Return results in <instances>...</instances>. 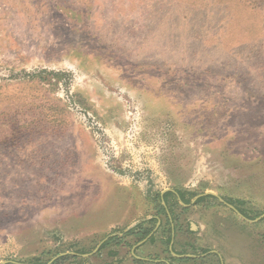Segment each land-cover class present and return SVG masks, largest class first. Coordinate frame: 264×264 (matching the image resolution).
<instances>
[{"label": "rangeland", "instance_id": "1", "mask_svg": "<svg viewBox=\"0 0 264 264\" xmlns=\"http://www.w3.org/2000/svg\"><path fill=\"white\" fill-rule=\"evenodd\" d=\"M167 189L214 194L194 251L264 264L220 201L264 214V0H0V264H110Z\"/></svg>", "mask_w": 264, "mask_h": 264}, {"label": "flooded vegetation", "instance_id": "2", "mask_svg": "<svg viewBox=\"0 0 264 264\" xmlns=\"http://www.w3.org/2000/svg\"><path fill=\"white\" fill-rule=\"evenodd\" d=\"M179 198L186 201V204L191 203L189 190H165L159 196L160 203L154 204L153 216L141 220L130 229L117 231V228L113 230L109 227L101 242L102 246L91 254L102 252L106 258L115 259L109 262L110 264H128V261L131 264H174L172 254L179 253L175 249L178 237L179 244L183 247L182 253L192 252L191 223L187 217L190 208L186 207V211L181 210L179 215L175 214ZM170 214L175 217L186 214V222H179L178 219L175 222L173 217L170 221ZM146 243H149L151 249L139 251ZM179 244L177 243V246H180ZM203 254L218 252L209 250ZM128 258L130 260H127Z\"/></svg>", "mask_w": 264, "mask_h": 264}, {"label": "crops", "instance_id": "3", "mask_svg": "<svg viewBox=\"0 0 264 264\" xmlns=\"http://www.w3.org/2000/svg\"><path fill=\"white\" fill-rule=\"evenodd\" d=\"M199 196H201V195H199ZM199 196H197L193 200L191 199L190 204H186V201L184 202L181 198H179L177 208H180V210L186 211V207H189L191 210V207H194L195 204H198L197 201L200 198L205 197V196H202V197H199ZM211 196H213V195H211ZM203 201H201V202H203ZM190 210H189V212H190ZM174 212L178 213L176 211V209ZM171 213H173V212H171ZM172 215L173 214H170V218H169L170 221L172 220L171 217H173V221H175V222L177 221V219L179 222H182V221L186 222V214L185 215L183 214V215L177 216V217H175V215H173V216ZM145 219H143V220H145ZM106 228H108V227H106ZM178 238H177V243L179 244ZM177 243H176L175 249H176V251H179V253L177 252L175 254H172L174 264H258V262H255V254H222L218 251H217L218 254H203L199 251H194V249H195L194 245H192V252L189 254H186V253H182L181 249H183V247L181 246V244H179L180 246H177ZM101 244L102 243H100V245L97 247L98 249H99V247L102 246ZM98 249H96V251ZM145 249H148V250L151 249L149 243H146L143 247H141V249L139 251H143Z\"/></svg>", "mask_w": 264, "mask_h": 264}, {"label": "water", "instance_id": "4", "mask_svg": "<svg viewBox=\"0 0 264 264\" xmlns=\"http://www.w3.org/2000/svg\"><path fill=\"white\" fill-rule=\"evenodd\" d=\"M206 195H214L213 193H206V194H204V195H201V196H199V197H202V196H206ZM220 201L221 202H223L224 204H226L229 208H231L232 210H234V212H236V214H238V216H240L243 220H245V221H247V222H257V221H260L263 217H264V214L261 216V217H259V218H257L256 220H249V219H247L246 217H244L234 206H232V205H230V204H228V203H226L223 199H221L220 198ZM71 254H75V255H77V253H71ZM64 254H62V255H60V256H58V257H56V258H54L49 264H52L56 259H58L59 257H61V256H63ZM85 256H89V255H85ZM14 263V262H13ZM16 264V263H15Z\"/></svg>", "mask_w": 264, "mask_h": 264}, {"label": "trees", "instance_id": "5", "mask_svg": "<svg viewBox=\"0 0 264 264\" xmlns=\"http://www.w3.org/2000/svg\"><path fill=\"white\" fill-rule=\"evenodd\" d=\"M206 197H210V198H214V196H211V195H208V196H205V197H203V198H200L198 201H197V203H199V202H201V201H203ZM243 205V202H241V201H238L237 203H236V205ZM239 208H237L238 210H239V212L241 213V214H243L245 217H247V218H250V216H248V214L243 210V209H241V207L240 206H238ZM76 258V257H75ZM64 260V259H63ZM54 264H59V263H54Z\"/></svg>", "mask_w": 264, "mask_h": 264}]
</instances>
